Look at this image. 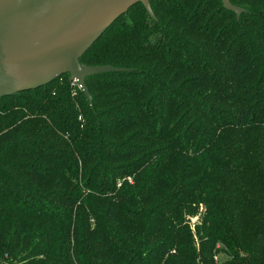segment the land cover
Returning a JSON list of instances; mask_svg holds the SVG:
<instances>
[{
	"label": "trees",
	"instance_id": "trees-1",
	"mask_svg": "<svg viewBox=\"0 0 264 264\" xmlns=\"http://www.w3.org/2000/svg\"><path fill=\"white\" fill-rule=\"evenodd\" d=\"M149 2L0 98V264H264V0Z\"/></svg>",
	"mask_w": 264,
	"mask_h": 264
},
{
	"label": "water",
	"instance_id": "water-1",
	"mask_svg": "<svg viewBox=\"0 0 264 264\" xmlns=\"http://www.w3.org/2000/svg\"><path fill=\"white\" fill-rule=\"evenodd\" d=\"M221 2L237 18L245 12L230 0ZM138 3L155 18L149 0H0V98L69 75L91 104L87 77L129 70L80 60Z\"/></svg>",
	"mask_w": 264,
	"mask_h": 264
},
{
	"label": "rangeland",
	"instance_id": "rangeland-1",
	"mask_svg": "<svg viewBox=\"0 0 264 264\" xmlns=\"http://www.w3.org/2000/svg\"><path fill=\"white\" fill-rule=\"evenodd\" d=\"M197 222H198V217L197 216L191 217L190 225H191L192 229H194V225L197 224ZM216 257H217V260L214 259V261L216 262V264H220L219 261H221L222 259H224V256L222 254H219Z\"/></svg>",
	"mask_w": 264,
	"mask_h": 264
},
{
	"label": "built area",
	"instance_id": "built-area-1",
	"mask_svg": "<svg viewBox=\"0 0 264 264\" xmlns=\"http://www.w3.org/2000/svg\"><path fill=\"white\" fill-rule=\"evenodd\" d=\"M215 260H217V257H215Z\"/></svg>",
	"mask_w": 264,
	"mask_h": 264
}]
</instances>
